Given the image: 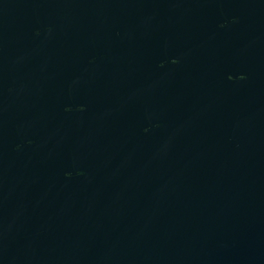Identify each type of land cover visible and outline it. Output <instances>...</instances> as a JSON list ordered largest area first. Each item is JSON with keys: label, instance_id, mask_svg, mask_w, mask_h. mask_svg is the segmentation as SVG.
<instances>
[{"label": "water", "instance_id": "95a60500", "mask_svg": "<svg viewBox=\"0 0 264 264\" xmlns=\"http://www.w3.org/2000/svg\"><path fill=\"white\" fill-rule=\"evenodd\" d=\"M0 264H264V0H0Z\"/></svg>", "mask_w": 264, "mask_h": 264}]
</instances>
